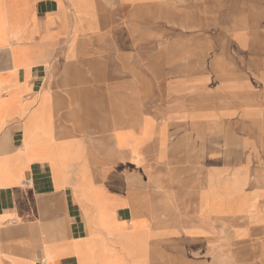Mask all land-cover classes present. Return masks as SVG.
<instances>
[{"label": "crops", "instance_id": "1", "mask_svg": "<svg viewBox=\"0 0 264 264\" xmlns=\"http://www.w3.org/2000/svg\"><path fill=\"white\" fill-rule=\"evenodd\" d=\"M153 2L0 0V264H182L171 188L141 176L156 122L113 57Z\"/></svg>", "mask_w": 264, "mask_h": 264}, {"label": "rangeland", "instance_id": "2", "mask_svg": "<svg viewBox=\"0 0 264 264\" xmlns=\"http://www.w3.org/2000/svg\"><path fill=\"white\" fill-rule=\"evenodd\" d=\"M153 1L113 56L157 123L141 176L171 188L182 264H264L263 0Z\"/></svg>", "mask_w": 264, "mask_h": 264}]
</instances>
